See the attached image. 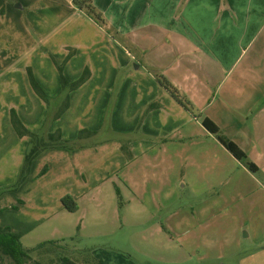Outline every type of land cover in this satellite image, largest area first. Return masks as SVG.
Returning <instances> with one entry per match:
<instances>
[{
	"label": "crops",
	"instance_id": "obj_1",
	"mask_svg": "<svg viewBox=\"0 0 264 264\" xmlns=\"http://www.w3.org/2000/svg\"><path fill=\"white\" fill-rule=\"evenodd\" d=\"M93 2L104 24L73 0H0V113L10 140L0 143V158L7 153L9 186L31 148L13 128L11 110L41 133L51 108L33 90L29 68L57 105L55 61L73 50L65 77L74 82L89 69L90 78L70 93L69 109L47 134L61 130L63 140L75 141L82 130L96 132L75 149L49 148L33 161L4 208L0 196V229L31 241V249L36 239L71 242L69 258L80 264H134L103 247L78 254V242L113 234L124 241L125 226L143 243L176 247L180 239L190 258L201 250L199 259H209L207 245L215 244L220 260L264 264V0ZM206 118L256 172L205 128ZM67 195L76 212L64 208ZM224 244L236 247L227 254Z\"/></svg>",
	"mask_w": 264,
	"mask_h": 264
},
{
	"label": "trees",
	"instance_id": "obj_2",
	"mask_svg": "<svg viewBox=\"0 0 264 264\" xmlns=\"http://www.w3.org/2000/svg\"><path fill=\"white\" fill-rule=\"evenodd\" d=\"M74 4L80 8L81 10H85L87 14L94 19L99 24H104V19L96 8L91 4L92 0H73ZM74 55V51L71 50L62 64H59L55 61L57 69L60 73L61 86H62V94L61 99L57 102L59 106L56 113L52 115L51 120L59 119L70 107V93L78 88H80L83 84L87 82L90 78V70L85 69L81 77L74 81L69 82L64 75V66L67 61ZM28 76L31 83V86L35 93L49 106H53L55 101L49 99L41 85L36 80L32 70L28 69ZM160 83L167 89L169 92L186 108H188V103H185L179 96L177 90L165 79H159ZM59 103V104H58ZM153 107L150 106L147 109L149 112ZM146 112V113H147ZM11 123L16 133L20 138L29 137L31 139V148L27 155L25 156L23 166L21 168L20 175L18 177L17 182L10 187V191H16L23 182L29 176L31 166L33 161L46 149L49 148H68L75 149L80 143V140H83L87 137L94 136L96 132L89 130H82L79 133V137L75 141H65L62 139L61 130H57L54 133H49L47 136H44L42 133H33L31 132L21 121L17 111L15 109L11 110ZM205 128L213 135L217 137V139L221 142V144L237 159L239 160L246 168L249 170L256 172L257 167L254 163H252L246 153L240 149L235 143L231 140L224 137L218 128V126L213 123L209 119H204L202 121ZM123 151L128 158H131V153L128 147L123 146ZM46 169H44L41 173L44 174ZM1 195V194H0ZM120 199V195H119ZM62 204L64 208L69 212H76L78 210V204L75 199L71 196L67 195L62 198ZM1 212V210H0ZM47 243H41L34 249H26L22 242L21 237L14 233L9 227L0 229V264L5 259L9 260L11 264H44L38 259H34L32 256V252L44 248ZM55 264V263H54ZM57 264H80L76 260L72 258L63 256L60 257ZM86 264H102V261L99 260H90Z\"/></svg>",
	"mask_w": 264,
	"mask_h": 264
},
{
	"label": "rangeland",
	"instance_id": "obj_3",
	"mask_svg": "<svg viewBox=\"0 0 264 264\" xmlns=\"http://www.w3.org/2000/svg\"><path fill=\"white\" fill-rule=\"evenodd\" d=\"M94 0H92V5L94 6ZM59 104V103H58ZM56 106V107H54ZM54 107V108H53ZM58 105L54 104L49 109V114L46 118V123L44 126L43 131L41 132L44 136H47L49 125L51 124L52 115L56 113L58 109ZM8 125V120L2 116L0 113V143H10L8 139L9 135L7 132L6 126ZM109 135V134H108ZM110 136V135H109ZM101 138L103 136L101 135ZM11 169V165L9 164L7 153H5L0 158V196L5 197L2 206H6L5 203L8 199L6 196L10 192V186L8 183V175ZM227 207V203L225 208ZM10 210H4L5 215L9 214ZM225 217V221H226ZM227 222H231L230 220ZM136 229L133 227L125 226L123 228V235L122 240L118 241L119 234H113L110 239H105L103 241H96L87 240L84 243L78 242L80 246L82 245V251L78 252L79 255L82 257H88L91 255L93 249L103 247L107 250L113 251L115 253H119L127 258V260L131 261L134 264H236L239 262V257L230 255L227 256L225 260H220L219 253L216 252L215 244L207 245L210 249V258L207 260H200V256L203 255V252L199 250L192 254L191 258L185 254V250L182 244V240H178L176 247H171V245H167L165 243H157L158 240H155L156 243H143L141 240L136 238ZM244 235V232L242 233ZM35 238H38L37 236ZM27 239H23L22 244L26 249H31L32 245L31 241H26ZM126 240V241H125ZM36 243H44L39 241V239L33 240ZM51 243L47 244L44 248L39 249V252L34 251L32 252V256L34 259H38L39 261L43 262L44 264H57L60 257L68 256L72 257L70 253V249H73V243L67 242L64 246H59V243L50 241ZM46 243V242H45ZM38 244V245H39ZM36 245L35 247H37ZM246 243L244 242L241 245L243 249L246 247ZM235 244H224L221 245V248L225 250V252L230 253L233 251ZM217 256V257H215ZM73 260L75 258H72ZM76 260V259H75ZM2 264H11L9 260L5 259L2 261Z\"/></svg>",
	"mask_w": 264,
	"mask_h": 264
}]
</instances>
